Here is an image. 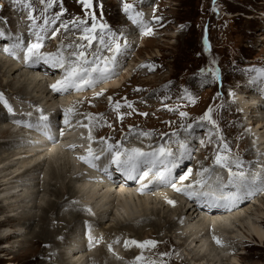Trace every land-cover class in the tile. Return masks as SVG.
Returning a JSON list of instances; mask_svg holds the SVG:
<instances>
[{
  "label": "rangeland",
  "instance_id": "rangeland-1",
  "mask_svg": "<svg viewBox=\"0 0 264 264\" xmlns=\"http://www.w3.org/2000/svg\"><path fill=\"white\" fill-rule=\"evenodd\" d=\"M7 1L11 3L12 13L7 10ZM28 3L32 5L31 9L27 7L22 12L23 7ZM92 3V8H88L82 0H27V3L23 4L18 3L17 0H0V30L3 33H13V35L16 36L11 30L14 29V22L11 17L18 18V15L13 9V5L17 6L18 4V6H21V8L18 7V10L21 9L19 12L23 16L26 14L30 18V15H35L33 18L39 20L41 25H44V29L48 30V36L49 39H51L49 41L52 44H61L59 50L63 51L62 54L64 58H70L71 53L79 51H84L89 60H92L94 56H100L102 58L106 56L110 57L112 53L99 43L101 35L105 41H110L112 38L118 39L117 41L120 42L123 47V42H128L129 35L132 36V34L136 33L135 44H132L129 50L130 55L126 58H122L121 55L118 57V59L124 61L119 69V74L114 76L115 78L117 77L115 79L116 82L120 80L121 85L119 88L113 89V87H111L113 92H101L102 95L100 98H91L88 105L94 109L93 112L86 110L84 104L80 103V100L77 101L78 103L74 101V103L78 105L77 107L74 103H71L69 105L70 107H67L68 110L71 109L72 112L75 110L73 112L75 114H72L70 111L72 116L75 115V118H84L75 124L81 126L83 129H86V127L88 129L91 126V138L93 140L91 145L100 147L104 143H107L114 146L121 145L122 148H129L131 143L124 138V134L133 130L140 135L143 141L148 139L150 144L155 143L156 148L160 144L167 142L169 146L174 149V143L172 144L170 142L174 141L173 139L176 137L172 136V133H178L179 136L184 134L185 138L190 133L192 138L195 137V139H197L195 143L189 145L193 150L192 158L187 159L183 165L179 166L180 174H178L177 177H181L180 175L186 174L187 170L191 169L192 175L190 176L193 178L190 176L188 178L195 180L201 176L200 170L204 167L220 172L218 176L222 177L223 183L226 182L225 184H227L230 179L227 169L221 168L216 164V157L221 155L229 159L238 157L243 163L244 171L246 173L250 172V175H257L258 181L256 183L262 184L264 179L262 180V175L259 176L258 172L261 170L264 172V162L259 160L258 155L260 156V153L257 155L255 152L258 150L257 148H255V150L249 149L250 143L256 144L257 140L254 137L252 139L250 136L247 137L246 134L256 130L252 135L258 136L264 133V128L260 129L263 125L261 126L258 122L254 124V121L247 118V113L238 110V106L233 102L235 100L233 94L240 92L239 85L248 84L249 81H251V83L253 81L260 82L264 90V78L261 77V70H264V0H92ZM125 4L132 5V8L128 12L124 11ZM138 12L142 14V19L150 27L154 26L153 28L155 29L151 34H145V32L139 31L142 30L143 27L133 20V17H135ZM157 17L160 19L157 20ZM78 20L81 22L77 23ZM94 23L97 25L103 23L106 25V28L101 32L99 27H97L95 33L97 38L92 40L89 45V41L85 40L84 36L90 35V33H86L84 29L91 28ZM129 23H134L135 26L130 27L128 26ZM130 28L131 31L129 30ZM71 33L76 34V37L71 38ZM33 34L37 38L39 30L36 28L31 29V35ZM40 34L42 35L41 32ZM136 36L139 38H136ZM78 41H80V44L75 46ZM80 45L84 47L81 48L79 47ZM127 49L128 48H124L123 52L127 53ZM3 55L6 56L3 58H7L6 60L9 59L8 55ZM1 56L0 58H2ZM71 58L77 59L76 57ZM24 70L29 71L30 69ZM15 78L19 79V74H16ZM52 78L54 77L52 76L50 79ZM0 79L2 78L0 77ZM15 83H17V81H14V84ZM108 83L111 82L106 81L103 85L91 91L97 93L99 90L106 87ZM7 90L0 87V94H7ZM23 90V94H26L25 89ZM84 93L85 91L79 92V96H84ZM11 99L14 101L12 103L13 111H9L8 108L4 107L5 104L1 102L0 111L6 112L8 117H11L9 114L14 116V114L17 113L24 116H21V119L17 120L18 123H16V121L8 122L7 120L5 122L8 123H0V126L3 127H7L8 124L10 126L12 125L13 132H18V134H12V136H8L7 133L2 136V138L0 137V143H5L6 140L10 141L14 139L19 142L18 145L20 146V141L23 139L22 137L24 134L25 136L27 135L26 132L23 136L21 135L23 132L20 130L21 128L25 130L24 124L27 123L22 117L26 119L25 114L29 115L34 112L35 109L36 112H34V114L36 115L42 107L34 103L21 101L20 99L17 100L18 98ZM260 99L263 101L264 95H261V97L257 96V101H260ZM106 102H108V108L107 105H101ZM117 103L120 104L119 109L116 108ZM129 105H131V107H129ZM99 107L100 110L96 111ZM209 110H211L212 118L216 122L215 126L202 119L209 113ZM116 111L117 113L112 118L107 119L108 115H112ZM180 112L187 113V116H180ZM143 113L147 115H143ZM64 114L65 112H61V114L57 116L63 118ZM83 120L85 122H83ZM100 122L102 128L100 130V135H98L99 133L96 131V126H98ZM189 124L192 125V128L186 131L185 129ZM72 125L74 124L72 123ZM29 131L31 130H27V132ZM142 133H148L149 135L145 136L142 135ZM202 133L205 134L202 135ZM117 136H120V138L115 140L113 137L116 138ZM124 142L127 143L126 146ZM188 142L190 143V141ZM15 145L0 147V154L6 156L8 153L19 151L17 145ZM137 145L143 146L142 143H138ZM249 154L255 156L254 158L252 157L253 160L250 159L251 157ZM263 158L264 157H261V159ZM25 160L27 161L25 162ZM32 162L34 163L35 161L23 159V161L17 160L16 162L15 160L12 162L15 166L10 172L6 171L5 173H12L23 166L31 167L33 165ZM5 163L0 165V169L7 167L6 165L8 163ZM46 167L47 165L44 169H47ZM181 167L183 169H181ZM190 167H199L200 172L197 171L195 173ZM77 169L78 168H76V170ZM20 170L22 173L23 169ZM78 170L77 173L79 172ZM233 170H236L235 167ZM215 171H213V173ZM205 174L207 175L208 173ZM29 177L34 178L32 181L34 185L31 183L28 190L24 189L21 195L22 198L19 197L22 201L19 200L20 203H16V205L19 204L15 207L17 211L13 212L14 208H10V210L7 209L4 212H0V222H2V224H0V230L23 224V221L20 222V224L18 220L10 221L8 216L11 213L15 214L16 212L18 216L19 213H22L21 210L23 209L29 210L35 205L45 206L44 204H46L47 201L51 199L55 200L52 194L46 191L49 181V176L47 177L46 172L33 174V176L31 175ZM39 179H43V181L47 182L43 183L42 180ZM38 180L41 181L43 185L41 182L39 183ZM178 180L180 181L181 179ZM177 184L179 183L177 182ZM4 188L5 186L0 188V191ZM262 188H264V183ZM35 189L39 197H37L38 195L36 192L35 194L32 193ZM167 189L168 192L170 191L171 195L177 194H175L176 200H188L192 202L191 199H187L185 195H182L183 193L179 194L173 192V188L169 190L168 187L165 190ZM224 190L228 191L227 188ZM155 192L158 193L157 191ZM253 193H251L252 195L250 194V196L253 197L250 199L251 202L242 204L241 208L238 207L234 211L235 213L241 212L243 214V208L247 206V208L252 206V210L258 209V205L262 207V203L264 204V190L260 189V193L258 194ZM30 194L33 196H29ZM149 194L151 193L149 192ZM258 195H260V197H258ZM27 196H29V198L31 197V199H35L30 201ZM78 197L80 200V195H78ZM259 200L262 201V203ZM239 202L243 203V198ZM160 203L162 205L161 201ZM114 205L117 206L116 203ZM27 206H29V208ZM111 206H113V204H111ZM158 207H160V205H158ZM86 210H89V213H93L90 208H86ZM31 212H35L34 214L38 215L40 214L38 207ZM204 215L205 214L201 216ZM205 216L208 217L207 215ZM38 221L39 218L35 221V225L30 227L31 229L27 228L26 230L27 226H24L22 229L23 235L19 236L20 239L22 238L25 240L30 238L29 236L33 229L38 231ZM108 223L110 222H107V226ZM143 226L146 227V224H141V227ZM145 229L146 231L142 233L141 236L160 239L156 230H151V228L148 227ZM177 229V234L169 232L166 228L162 230L161 237L163 238V245H161L159 251H153L151 253L152 247H150L149 244H145L143 248L137 246V249H140L141 253V256L137 259L138 263L194 264L191 259L194 257L193 255L199 251V248H197L196 252H188L189 250L186 252L185 247L189 249L190 245V243H188V247L185 245V247L178 250L177 245L181 242L183 244L184 242L180 237H177V239L175 238L176 235L183 236L181 231L179 233V230L182 229L180 224H177ZM96 230H90L93 238H97V240H92L98 243L103 241L107 248H109V245L115 246V244H118L117 242H119L118 245L120 246L116 245L118 247L117 251L122 250L123 248L121 247L123 246L127 245L132 247L135 245L129 242V238H127L124 233L121 234L120 232L121 235L118 236V238H114L116 234L113 232L104 238L103 235L99 234L100 230ZM94 232L97 235H95V237L93 234ZM66 233L67 235L69 234L67 238L70 237V239L72 236L75 238L78 234V237H80V235L82 236L80 233H76L75 236V230H73V232H69L68 230ZM167 235L168 238H166ZM122 236H124L123 239H121ZM19 237L0 242V264H41L44 259L47 260L45 249L49 248V246H47L46 243L34 242L33 246L25 251L24 246L28 245L25 244L24 240L21 241ZM113 238V242L108 241ZM225 239H227V242L231 241L227 237H225ZM68 240L69 239L65 241L69 242ZM248 240L245 243L241 242V244L235 241L232 243L231 248L236 249L234 253H236V257L239 259L240 264H264L263 243H261L260 240ZM145 241L147 242L148 239ZM229 244L231 245V242H229ZM7 246H13V249L11 251L10 249L8 250V248L3 250ZM60 247L61 248L58 249L60 251L69 248V246L64 244H61ZM91 247L94 248H91V250L89 249V252H91L89 256H91L88 258V262L89 264H95L94 260L100 253V249L93 246V244ZM7 250L10 252H7ZM149 253H151L150 257L148 256ZM85 254L88 256V252ZM188 254L191 255L188 256ZM127 255L128 254L124 257L125 260H123V262H129L130 264L132 259ZM196 255H198V253ZM69 257H72V255ZM200 257H203V255ZM187 258L189 259L188 263H186V260H188ZM226 263L229 264L228 261H225V264ZM45 264H52L50 258Z\"/></svg>",
  "mask_w": 264,
  "mask_h": 264
},
{
  "label": "bare ground",
  "instance_id": "bare-ground-1",
  "mask_svg": "<svg viewBox=\"0 0 264 264\" xmlns=\"http://www.w3.org/2000/svg\"><path fill=\"white\" fill-rule=\"evenodd\" d=\"M7 4H8V9H7L8 12L12 13L11 11L12 6H11L10 1H7ZM18 7L21 8L20 5L18 6V4L17 6L13 5V9L15 13L18 15V18L11 17L12 21L14 22V29H11V30L16 34V36H14L13 33L12 34L4 33L3 36H0V52L1 53L3 49L7 47V45L8 47H12L13 45H15V41L16 43L17 41L19 42L23 41L24 47L26 45L25 43L27 42H29L30 45L32 43L41 42L42 35L40 34V37H39V34H38L37 36L39 37V39H37L38 37L36 38L34 36V34L36 33L31 35L30 27H25V29H27V31L30 34L28 36H25V34L21 32L22 28L18 29V26L16 24L18 21H20L19 19H23L24 23L30 21L29 16H27L26 14L25 16H23L19 12L21 9L18 10ZM23 10L24 8L22 9V12ZM129 30L131 31V29ZM0 32L2 31L0 30ZM135 34H132V36L129 35V40L127 42L128 46L126 47L128 48L126 52L127 51L128 52L127 53L123 52V54L121 55L122 58H126L127 56L130 55L129 50L131 48V45L135 44ZM70 37L71 38L76 37V34L71 33ZM47 38L49 37H47V32H45V40L47 41L44 42V47L43 49H41L42 51H44L43 55L57 53V52L63 53V51L59 50L60 49L59 46H61V44L59 43L52 44L49 41L51 39H47ZM136 38H139V37L136 36ZM123 43L125 44V41ZM78 44H80V41H78L75 44V46H77ZM75 46H74V49H75ZM26 47L24 50H26ZM1 53H0V56L3 55V53L2 54ZM1 57L2 58H0V73L2 74V76L0 74V77L2 79H0V87L4 88V90L5 89L10 90V91L9 90L6 91L8 92L7 94L9 95L3 94L2 96H0V102L5 104L4 107L8 109L11 108V111H13L12 103L14 101H12L11 98H15V99L18 98L17 100L20 99L21 101H27V103L30 102V103H34V104L41 106L43 108L42 109L43 111H44V108H48V110H45L44 112H50V113L54 112V114L52 115L55 117L61 114V112H65V114L67 113L66 115L68 116L64 117L63 120L65 118L69 119L71 122V125L73 121L75 123H78L83 118V117L75 118V115L72 116V114H75L73 113L75 110L73 112L71 110L72 114L68 111L67 107L71 103H74V101L77 102L78 100H80V103L84 104V108L86 110L93 112L94 109L88 105V102L91 100V98L92 99L96 97L100 98V96L102 95L101 92L111 93L113 92V90H111L112 89L111 87H113V89H117L121 85L120 80L116 82L115 79L117 77L116 78L113 77L108 80L111 83L106 84L107 88L101 89L102 91L99 90V92L97 93L92 92L91 90L94 88L96 89L100 87L101 85L104 84V82H101L100 84L94 85L90 88L86 87V89L84 90L85 91L84 96L82 97L79 96L78 90L74 93L66 92V93L58 94L57 92L56 94L53 95L52 93H54L55 91L52 89L51 85L56 84L58 81L56 78H52V79L50 78L52 76L55 77L56 74H58L57 77H60L61 75L59 71L53 75V68L51 67L50 64H45L43 63V61H40L39 63H32V65L29 64L28 65L29 68H28L26 63L22 59L19 60L17 58H12L11 56H9V59L6 60L7 58L6 59L3 58L6 56L3 55ZM68 59L69 57L65 58L66 61ZM118 60L120 62V65L122 66L124 61H122V59H118ZM24 69H30L32 71L30 70L27 71ZM33 71H36V72L40 71V73H34ZM16 74H19V79L15 78ZM35 74L39 76H36ZM63 77L64 76H62L61 79H63ZM14 81H17V83L14 84ZM23 89H25L26 94H23L24 92ZM239 91H240L239 93L237 92L233 94V98L235 99L233 102L238 106L239 108L238 110L243 111L244 113H247L248 115L247 118L249 120L254 121V124L258 122L261 126L263 125L262 127L260 126L261 127L260 129H263L264 128V100L262 99L263 101H261L260 99V101L259 100L257 101V96L260 97L261 94H264L262 84L258 81H253L252 83L251 81H249L248 84L245 83V84L239 85ZM107 103L108 102L102 103L101 105L105 106L107 105ZM74 104L76 107L78 106L76 105V103ZM107 108H108V105H107ZM35 110L34 112H36ZM98 110H100V107L96 109V111ZM34 112L31 113V115L33 114L34 116L25 114L26 119L24 117H22V119L26 121L28 119V122L30 121L35 122L36 115L34 114ZM116 113L117 111L112 115H108L107 119L112 118ZM17 114H14V116L9 114V116L11 117H8L6 112L4 113L0 111V123L4 124V123H8L9 121H16V123H18L17 120H20L21 116H24V115H19V114L17 115ZM256 114H259V115H256ZM6 120L8 122H5ZM83 122L85 121L83 120ZM96 127H97L96 131L99 133L98 135H100V130L102 128L101 122ZM76 128H77V131L79 132L80 128L79 127H76ZM82 129L83 128H81V130ZM13 131L14 130L12 129V125L10 126L8 124L7 127L0 126V137L2 138V136H4L7 133H8V136H12V134H18V132L14 133ZM20 131L23 132L21 134L22 136L26 132L23 128H21ZM28 133L32 134V131H29ZM252 133H247L248 135L246 134V136L247 137L250 136L251 139L253 137L256 138L257 142L255 141L256 144L250 143L249 149L255 150V148H257L258 150H256L255 152L257 153V155L258 153H260V156L258 155V158L259 160L264 162V158L261 159V157H264V133L259 134L258 136H254L252 135ZM203 134L205 133H202V135ZM91 135H92V129L90 126V128H88V130H86L85 132L81 131L79 142L83 143V141L86 140L87 137H90ZM124 135H125L124 138L127 141H130L131 143L129 149L136 148V147L141 148L142 150L148 149L149 151L156 149L155 143L150 144L148 139L146 141H143L140 138V135H138L137 132L133 130L128 131ZM190 135L191 134L189 133L187 136V137H190V139H188L190 143L187 141L189 145L197 141L195 137L192 138ZM179 137L181 139H185L184 134L180 135ZM22 138L23 139L20 141L21 142L20 146L18 145L19 142L15 141L14 139H11L10 141L6 140L7 142L5 141V143H2V142L0 143V147H7L10 145L13 146L16 144L17 147L19 148V151L8 153L6 156L5 155L2 156L0 154V165L4 164L5 162L8 163V164L5 163L7 164L6 168L0 169V188L4 186L5 188L8 187L7 189L4 188L2 191H0V212H4L7 209L10 210V208L11 209L14 208L13 212L17 211L15 207L19 205V204L16 205V203H18L20 200L19 197L22 198L21 195L23 194L24 189L28 190V187L31 186V183L34 179L32 177L30 178L29 176L31 175L33 176V174H40L42 172H46L47 177L49 176L48 188L46 187L47 189L46 188L45 189L46 191L52 194L55 200L51 199L47 201L46 204H44L45 206L35 205V206H32L31 209L29 210L23 209L21 210L22 211L21 214L18 211L19 213L18 216L16 215L17 214L16 212L15 214L11 213L8 216V219L10 221L18 220L19 224L20 222L23 221L22 222L23 224L0 230V242L3 240H11L13 238H18L19 236H22L23 227L27 226L26 230L27 228L31 229L30 227L35 225V221H37V219L39 218V221L37 224V227L39 230L37 231L33 229L32 227L33 230H32V233H30L31 234L29 236L30 238L24 240L22 238L20 239L19 237V239L21 241L24 240L25 244L28 245V246H24L25 251L29 250L30 247L33 246L34 242L46 243L47 246H49V248L45 249L46 251L45 256H47V260L50 258V260L52 261V264H89L88 258H90L91 256V255L89 256V254L91 253L89 251L91 250V248H94V247H91L92 244L93 246L100 249V253L95 257V260L93 259L95 261V264L97 263L98 264H129V262H126V263L123 262V260H125L124 257L126 256V254H128L130 258L132 259L130 264L138 263L137 259L141 256V253H140V249L139 250L137 249V245L136 246L134 245L132 247L126 245V246L121 247L123 248L122 250L117 251L118 247L116 245L119 244V242H117L118 244H115L116 247L111 245V248H107L103 241H101L100 243L93 241L95 239L97 240V238L95 239L93 238V235L90 231L94 229L95 230L99 229L100 230L99 234L103 235L104 238H106L107 235L115 232L116 235L114 238H118V236L124 233L127 236V238H129V242L130 241L137 242L138 240L139 243H144L146 242L145 241L146 239H148V241H155L156 243L154 247L150 245V247H152L151 248L152 249L151 253H152L153 251H159L161 245H163L162 244L163 238L161 237V234L163 232L162 230L166 228L169 232H173V234L175 233L177 234L178 232L177 224L178 225L180 224L182 226V229L179 230V233L181 231L183 236L176 235L175 238L177 239V237H180V239L183 240L184 243L183 244L182 242L179 243L177 245V248L179 250L185 247V245L187 246L188 243H190V245H189V249H186L185 247L186 252L188 250H189L188 252H194V251L196 252L197 248H199V251L196 252V254L198 253V255L196 254L193 255L194 257L191 259V261H193L194 264H225V261H228L229 264H240L239 259H237L236 257V253H234L236 249L231 248L232 243L234 241L240 242L241 244V242L245 243L248 239H252V240L254 239L256 241L260 240L264 246V229H263L264 228L263 227L264 225V204L260 200L259 201L262 203V207L258 205V209L252 210L251 209L252 206L250 208H247L248 207L247 206L243 208V212H244L243 214L241 212H236V213L232 212L231 214H228L225 218H222V217H218L217 215H211L207 213L206 215L208 217H206L205 215L204 217V216H201L203 215V213L200 212L194 200H192V202L188 200L185 201L184 200L185 198L183 199L185 202L176 200L175 198L176 193L171 195L170 191L168 192V189L165 190L166 188L165 189L160 188V186L156 187L154 191L148 190L147 194H143V195H137L135 193H132L130 189H127L126 191L120 193L117 191L111 192V188H106V189L103 187L96 188V185L92 184L89 181H86L85 179H79L78 180L79 182H77V186H75L76 185V183H74L75 174H73L72 172L73 168L75 169L78 168L82 172L87 171L85 164L82 165L80 162H78L76 157L74 159V156H75L74 154L75 152L79 151L78 149H71V148L64 149L61 147H53L52 152H51V156L53 157L49 156V158H47L48 153L44 151L43 152L32 151L33 149L36 148V146H33L34 143L32 144L27 143L28 140H30L27 135L25 136L24 134ZM113 138L115 140H118L120 136H117L116 138L113 137ZM175 139L176 138H174L173 140ZM72 142L73 140L71 137L65 140L66 144H69ZM138 143H142L143 146H138L137 145ZM124 144L126 146L127 143L124 142ZM107 145H108L107 143H104L100 147H104L107 149ZM173 145H174V149H173L174 151L176 149V145L175 144ZM91 148H92L91 150L98 149L97 146H92ZM124 148H128V147H124ZM249 156L251 157L250 158L251 160H253L252 157L253 158L255 157L254 155L251 156L250 154ZM23 159H31V160H34L35 162L34 163L32 162L33 165L32 166L30 165L31 167L23 166L15 170L12 173H8V172L5 173L6 171L10 172L11 169L15 166L14 163H12L13 161L15 160L16 162L17 160L23 161ZM26 161L27 160H25V162ZM186 161L187 159H185L181 165H183ZM46 165H47L46 167L47 169H44ZM190 168H192L195 173L199 171V167L198 168L190 167ZM233 168H234V165H233ZM20 169H23L22 173ZM181 169L183 168L181 167ZM202 169L200 171H202ZM263 173L264 172L262 170L258 172L259 176L262 175V180L264 179ZM218 174H220V172L218 171H215L213 173V180L215 179L216 176H218ZM207 175L205 174V176ZM180 176H183V175H180ZM190 177L193 178L192 176ZM191 178L190 179L188 178L187 180H183V182H181L180 184H177L176 186L183 188L189 184L195 185L196 181L202 179L201 176H199V178H196L195 180ZM39 180H42L43 183L47 182V181H43V179H39ZM40 182L41 181H39V183ZM211 182L212 181H209V183ZM263 183L262 184L256 183L255 186L253 185L252 186L253 191H251V193L253 192H254L253 194L260 193V189H262ZM32 185H34V183H32ZM170 189L171 188L169 187V190ZM227 190L228 191L224 190V192L227 193L229 191H233L234 189L231 187H228ZM36 191L37 190L35 189V191L32 193L35 194ZM88 191L91 194H88ZM155 191H157L158 193H156ZM172 191L177 192L175 188H173ZM149 192L151 194H149ZM177 193L180 194L182 192H177ZM251 193H249L243 198V204L245 202H251L250 199L253 198L252 196H250ZM36 194L38 195L37 197H39V194L37 192ZM78 195H80V200H79ZM182 195H185V194L183 193ZM29 196L32 197L33 195L30 194ZM29 196H27V198H29ZM185 196L187 197V199H190L187 195ZM31 197L29 199L30 201H33V199L35 198L31 199ZM258 197H260V195H258ZM87 198L91 199V201L86 200ZM169 200L175 201V205L173 206L172 204H169L168 203ZM160 201L162 202V205ZM187 201L190 203H188ZM86 203H88V205H86ZM115 203L117 204V206L114 205ZM111 204H113V206H111ZM239 204L240 202H238L237 204H235L234 206L230 208H234L238 206ZM89 205L90 206L92 205L90 207L91 210H92V207H94V210H92L94 214L89 213V210H86V208H89ZM158 205H160V207H158ZM241 206L242 205H239L238 207L241 208ZM27 207L29 208V206ZM37 207L40 211L39 215L34 214L35 212L34 213L31 212L32 210H35V208L37 209ZM107 222H110L108 223V226L106 225ZM143 223L146 224V227L144 226L141 227V224L144 225ZM0 224H2V222H0ZM147 227L151 228V230H156L157 234L159 235L158 237H160V239H157L155 237L146 238V237L141 236L142 233L146 231L145 228ZM68 230L69 232H73V230H75V236H76V233H80L82 234V236L80 235V237H78L79 236L78 234L75 238L72 235H71L72 236L71 239L70 237L67 238V236H69V234L67 235L66 233ZM93 234L95 237L96 235L95 232ZM225 237L231 240L229 241L231 242V245L229 244V242L226 241L227 239H225ZM114 238L109 239L108 241L113 242ZM123 238L124 236H122L121 239ZM166 238H168V235ZM67 239H69L68 240L69 242L65 241ZM217 240H219L220 243H217ZM61 244L67 245L69 246V248H67V250H64V251L61 249L62 251H60L58 249L61 248L60 247ZM6 248H8V250L10 249L11 251L13 249V246H7L3 250H5ZM8 250L7 252H10ZM87 252H88L89 257L85 254ZM151 253L148 254L149 257ZM70 255H72V257H69ZM190 255L191 254H188V256ZM199 255L200 256L203 255V257H200ZM47 260L44 259V261L41 264H45ZM188 262H189V259L186 260V263Z\"/></svg>",
  "mask_w": 264,
  "mask_h": 264
},
{
  "label": "snow or ice",
  "instance_id": "snow-or-ice-1",
  "mask_svg": "<svg viewBox=\"0 0 264 264\" xmlns=\"http://www.w3.org/2000/svg\"><path fill=\"white\" fill-rule=\"evenodd\" d=\"M18 3H27V0H17ZM82 2L88 7L92 8V0H82ZM31 9L32 5H28ZM132 8L131 4L124 5V11L128 12ZM157 20L160 18L157 17ZM135 23L141 25L145 29V34H151V27L142 19L141 13H136L133 17ZM80 23V22H77ZM97 27L103 32L106 25L100 23L99 25L93 24L91 28H85L86 33L90 35L84 36L85 40L89 41V45L92 40H95ZM4 33L0 32V36ZM39 39V37H38ZM99 43L108 51L112 53L110 57L94 56L92 60H89L84 51L73 52L70 54V58L66 61L62 52L51 53L43 55L39 53V49L43 46L41 43H32L26 47V55L29 63H39L43 61L45 64H50L52 68H60L64 70L63 79L59 80L56 84L51 85L52 89L58 93H66L69 89L83 90L85 87H92L100 82H106L109 79L119 74L121 67L118 57L123 54L124 48L128 45L121 43L115 38L110 41H105L103 36H100ZM16 47L20 48L21 44L17 41ZM79 47L83 48V45ZM76 57L77 59H72ZM67 65V66H66ZM261 77L264 78V70H261ZM102 94V93H101ZM2 96V94H0ZM131 107V105H129ZM116 108H120V104H116ZM11 111V108H9ZM40 115L34 123H28L26 126L34 128L40 132L50 141L55 142L56 137L52 134V124L48 115L43 110H39ZM69 112L71 109L68 110ZM31 115V114H29ZM143 115H147L143 113ZM180 116H187V113L180 112ZM215 126V120L209 113L202 118ZM64 123L68 124L67 118L64 119ZM202 126V125H198ZM192 125L189 124L186 127V131L191 129ZM62 134V133H61ZM142 135H149L148 133H142ZM172 136L176 137L172 143L176 145L175 151L169 144L162 143L156 149L152 151H143L141 148H122L120 146H114L112 144L107 145L106 155L110 157L111 164H114L116 170L122 172L124 176L133 181H137L140 184V191L146 190L154 191L158 186H166L175 188L177 192H182L190 199L202 201L204 206L207 207H226L230 208L237 204L242 198L253 191V185L257 182V177L252 174H248L243 170V163L239 158L229 159L225 156L218 155L216 157V164L221 168H226L230 179L227 184L223 183V179L220 176H216L213 180V171L209 168H204L200 172L201 180L195 182V185L189 184L183 188L177 187V180H187L192 175L191 169L187 170V173L181 177H174L173 172L177 169L185 159H191L193 150L188 144V139H181L178 133H172ZM86 164H89L92 168H99L97 161L101 159L100 155L94 154L91 149L88 151L87 156L80 157ZM233 165L235 171L233 170ZM205 173H208L205 176ZM149 175L152 176L151 180H148ZM148 181L145 183V181ZM209 181H212L209 183ZM231 187L234 191L224 192L225 188ZM261 190H264L262 188ZM169 204L175 205V201L169 200ZM130 243L143 248L146 244L155 246V241H147L144 243H138L136 241H130ZM217 243H220L217 240ZM111 248V245H109Z\"/></svg>",
  "mask_w": 264,
  "mask_h": 264
}]
</instances>
